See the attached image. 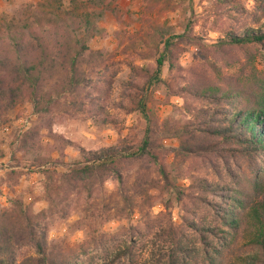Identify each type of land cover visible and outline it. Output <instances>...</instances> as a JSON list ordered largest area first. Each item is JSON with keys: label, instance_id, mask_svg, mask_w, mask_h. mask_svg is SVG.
Wrapping results in <instances>:
<instances>
[{"label": "trees", "instance_id": "1", "mask_svg": "<svg viewBox=\"0 0 264 264\" xmlns=\"http://www.w3.org/2000/svg\"><path fill=\"white\" fill-rule=\"evenodd\" d=\"M144 1L146 5L157 3V0ZM247 1L209 0L215 17L224 24L221 35L212 43L203 42L193 33L191 21L180 33L169 32L168 27L159 25L154 29L157 54L153 67H131L132 77L144 76V80L137 84L133 78L117 79L118 100L112 101L126 114L137 112L145 119L139 143L131 145L122 138L115 145L86 149L61 135L51 134L60 149L70 146L77 150V156L70 162L62 158L41 160L42 164L50 162L52 168L64 170L58 173V182H54L57 190L63 187L79 193L80 182L113 174L124 191L121 195L126 204L132 206L131 194L146 196L148 184L136 181L129 189L125 188L121 165L134 159L151 158L165 190L178 200L187 198L191 205L184 207V211L194 212L191 219L183 217V229L171 224L163 229L172 240L170 264H178L177 254L184 261L185 256L192 257L198 251L184 229L199 240L204 264H217L216 258L226 250L229 241L247 228L256 250L251 259L254 264H264V163L259 169L253 161L257 156L253 151L264 153V0H252L251 7ZM116 7L115 0H68L67 4L63 0H41L35 5L23 6L16 16L1 13L0 123L19 104H30L40 115L50 112L61 99L84 116L97 120L109 99L115 70L102 65V60L83 56L86 51L89 56L93 54L87 42L98 33L96 19ZM35 10L42 15H32ZM185 44L198 46L196 58L188 66L179 62ZM164 64L168 71L166 77L161 75ZM54 69L60 70L63 78H56L53 83ZM49 82L52 86L47 89ZM160 86L166 91V99L171 95L184 97L188 118L180 121L167 117L156 122L149 95L152 88ZM101 120L115 123L106 117ZM163 138L176 139L177 147L166 149L161 143ZM232 149L240 152L243 165H237V173H230L229 182L193 174H189L190 181L185 187L173 182L174 177L184 176L186 159L215 151L223 155L221 152ZM169 154L175 166L165 165L164 157ZM80 187L90 192L89 184ZM195 202V210L201 211L198 215L195 210L191 211ZM19 213L29 239L46 260L45 264H81L73 250L72 254L58 252V255L50 250L45 256V233H37L38 215L21 206ZM18 241L3 210L0 264H16Z\"/></svg>", "mask_w": 264, "mask_h": 264}, {"label": "rangeland", "instance_id": "2", "mask_svg": "<svg viewBox=\"0 0 264 264\" xmlns=\"http://www.w3.org/2000/svg\"><path fill=\"white\" fill-rule=\"evenodd\" d=\"M40 1L0 0V14L16 16L23 6L35 5ZM67 1L63 0V3L67 4ZM156 2L146 5L144 0H115L116 9L103 12L95 21L98 33L87 42L93 54L89 56V51H86L83 57L102 60V65L107 64L115 70L112 77L114 82L108 92L109 99L97 120L84 116L71 103L61 99L50 112L40 115L33 111L30 104H19L0 123V213L4 210L8 214L14 239H19L16 264H45L46 261L26 233L20 220L19 206L38 215L37 233H45V256L50 250L54 255H58V252L68 254L73 250L81 264L171 263L172 240L163 229L167 224L183 229V217L191 219L194 212L184 211V207L191 205L187 198L178 200L165 190L156 172L157 165L151 158L134 159L121 165L125 188L129 189L136 181L148 184L146 196L131 194L134 201L132 206L126 204L121 195L124 191L113 174L103 179L91 177L80 182L77 188L79 193L63 190V187L57 190L54 182H58V173L64 170L52 168L50 162L41 163L44 158H62L70 162L77 156V150L70 146L60 149L53 134L61 135L86 149L115 145L122 138L131 145L140 142L145 119L137 112L126 114L116 108L112 101L118 100L117 79L127 81L133 78L137 84L144 80V76L132 77L131 67H153L157 52L152 34L158 25L168 27L169 32L180 33L191 21L193 33L205 43H212L221 35L223 21L215 17L209 0ZM252 4V0L247 1L248 7ZM36 14L42 15L37 10L32 12V15ZM184 49L179 62L182 66H188L195 60L198 46L185 44ZM54 71L53 83L56 78H63L60 70ZM167 74V65L164 64L161 75L166 77ZM51 86L49 82L47 89ZM165 92L163 86L154 87L149 95V106L153 109L156 122L160 123L167 117L180 121L188 118L184 97L171 95L166 99ZM102 117L113 119L115 123H104ZM161 143L166 149L178 145L173 138H163ZM164 153L161 152L160 159ZM221 153L223 155L215 151L186 159L183 164L186 169L184 176L174 177L173 182L185 187L190 181L189 174L229 182L230 173H237V165H243L241 154L233 149ZM253 154L257 155L253 161L260 169L264 163V153L253 151ZM164 163L166 166L176 165H173L172 154L164 157ZM86 184H89V193L80 187ZM129 193H132L131 190ZM196 208L195 202L191 211ZM195 211L197 215L201 213ZM183 231L198 251L192 257L185 256L184 261L181 254H177L178 264H204L198 249L199 240L194 239L188 229ZM252 237L249 228L240 230L236 239L230 240L226 250L221 251L216 263L254 264L251 258L256 250L250 242Z\"/></svg>", "mask_w": 264, "mask_h": 264}]
</instances>
